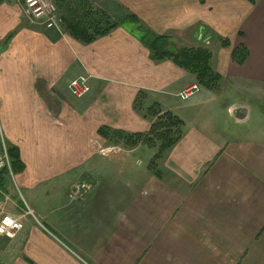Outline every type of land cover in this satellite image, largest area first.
Wrapping results in <instances>:
<instances>
[{"label":"crops","instance_id":"0c3cea01","mask_svg":"<svg viewBox=\"0 0 264 264\" xmlns=\"http://www.w3.org/2000/svg\"><path fill=\"white\" fill-rule=\"evenodd\" d=\"M90 1L175 45L210 49L219 89L153 59L123 27L83 44L0 0V130L20 159L14 187L3 176L0 187L3 213L23 217L14 238L0 237V264H264V0ZM83 74L91 92L76 99L68 84ZM137 100L184 123L160 176L157 147L98 133L149 132Z\"/></svg>","mask_w":264,"mask_h":264},{"label":"trees","instance_id":"16d2710c","mask_svg":"<svg viewBox=\"0 0 264 264\" xmlns=\"http://www.w3.org/2000/svg\"><path fill=\"white\" fill-rule=\"evenodd\" d=\"M54 2L63 19L64 31L70 38L83 44H90L97 38L108 35L117 27H123L148 45L153 59L172 61L179 68L194 75L199 87L210 91L219 89L221 77L212 69L210 49L177 47L171 36L151 35L135 16L130 15L122 21H117L105 11L95 9L90 0H54ZM223 46L228 47L229 42L224 41ZM248 57L249 51L244 46H239L232 52V60L238 65L244 64ZM136 106L152 121L149 132L127 134L101 128L98 133L107 141L123 145L126 149H134L139 145L157 147L150 169L160 176L157 162L181 140L184 123L171 112H164L158 104L143 110L141 102L137 100ZM8 154L15 173L20 164L18 153L15 148L9 147Z\"/></svg>","mask_w":264,"mask_h":264},{"label":"built area","instance_id":"2783aa9c","mask_svg":"<svg viewBox=\"0 0 264 264\" xmlns=\"http://www.w3.org/2000/svg\"><path fill=\"white\" fill-rule=\"evenodd\" d=\"M23 10L27 21L44 31H52L60 38H66L67 34L63 28V19L58 11L54 0H15ZM90 76L79 75L68 84V90L72 97L82 99L91 92ZM190 96L188 91L178 95L181 100H187ZM0 176L5 180H13L14 172L11 160L4 141L0 137ZM5 205L4 191L0 187V237L14 238L22 229L23 217H16L12 214L3 213ZM28 214L33 215L30 210Z\"/></svg>","mask_w":264,"mask_h":264},{"label":"rangeland","instance_id":"374dc122","mask_svg":"<svg viewBox=\"0 0 264 264\" xmlns=\"http://www.w3.org/2000/svg\"><path fill=\"white\" fill-rule=\"evenodd\" d=\"M66 37H69L70 38V36L67 34V36ZM215 44V43H214ZM175 46H179V47H181V44H178L177 43V45H175ZM187 46V45H186ZM69 91V90H68ZM70 93V92H69ZM71 95V94H70ZM87 96V95H86ZM85 96V97H86ZM83 99V98H82ZM0 136H1V138H2V140H3V137H2V134H1V130H0ZM4 141V140H3ZM4 144H5V146H6V148L8 149L9 148V146L4 142ZM103 155H105L106 154V151L105 150H102V152H101ZM13 180H8V183L10 182L11 183V185L14 187V183H13V181L15 180V173H14V178H12Z\"/></svg>","mask_w":264,"mask_h":264}]
</instances>
